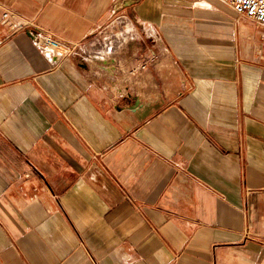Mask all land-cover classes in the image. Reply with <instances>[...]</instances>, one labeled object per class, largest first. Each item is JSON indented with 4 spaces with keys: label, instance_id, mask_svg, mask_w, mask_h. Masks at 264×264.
I'll return each mask as SVG.
<instances>
[{
    "label": "crops",
    "instance_id": "obj_1",
    "mask_svg": "<svg viewBox=\"0 0 264 264\" xmlns=\"http://www.w3.org/2000/svg\"><path fill=\"white\" fill-rule=\"evenodd\" d=\"M120 5L0 0V264L259 263L264 28L213 0H140L153 38L83 61L1 24L93 44Z\"/></svg>",
    "mask_w": 264,
    "mask_h": 264
},
{
    "label": "built area",
    "instance_id": "obj_2",
    "mask_svg": "<svg viewBox=\"0 0 264 264\" xmlns=\"http://www.w3.org/2000/svg\"><path fill=\"white\" fill-rule=\"evenodd\" d=\"M220 1L230 6L238 17L249 18L255 21L260 27L264 28V0ZM1 24L7 26L11 30H28L38 50L49 57V59L63 60L68 57L76 56L83 61H89L91 59L103 60L104 54L101 48L97 50L94 43L63 41L54 36L51 32L36 27L30 21L17 17V15L10 10L5 9L3 11L1 15ZM145 34L148 35L146 32ZM156 58V55L152 54L149 60L146 59L141 63L139 68L145 69L147 67V61L153 63ZM257 264H264V259Z\"/></svg>",
    "mask_w": 264,
    "mask_h": 264
},
{
    "label": "rangeland",
    "instance_id": "obj_3",
    "mask_svg": "<svg viewBox=\"0 0 264 264\" xmlns=\"http://www.w3.org/2000/svg\"><path fill=\"white\" fill-rule=\"evenodd\" d=\"M118 1L121 3L119 10L115 11L113 14L112 23L108 25V30L104 34V37L107 39L101 40L99 43H94L95 47L98 49L101 48L103 52H105V50L109 51L111 48H113V50L126 48L127 43L137 31H145L147 33L150 30L152 32L151 29L143 30L142 26L136 25L131 19L130 13L132 7L140 0H130V3L125 5L122 3L124 0ZM213 1L223 3L220 0ZM150 37L152 38V36Z\"/></svg>",
    "mask_w": 264,
    "mask_h": 264
}]
</instances>
